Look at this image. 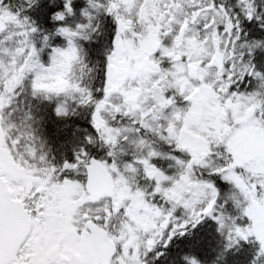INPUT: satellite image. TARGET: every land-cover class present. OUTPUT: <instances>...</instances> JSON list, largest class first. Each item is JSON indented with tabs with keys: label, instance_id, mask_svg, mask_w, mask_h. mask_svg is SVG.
I'll use <instances>...</instances> for the list:
<instances>
[{
	"label": "snow or ice",
	"instance_id": "1",
	"mask_svg": "<svg viewBox=\"0 0 264 264\" xmlns=\"http://www.w3.org/2000/svg\"><path fill=\"white\" fill-rule=\"evenodd\" d=\"M0 264H264V0H0Z\"/></svg>",
	"mask_w": 264,
	"mask_h": 264
}]
</instances>
